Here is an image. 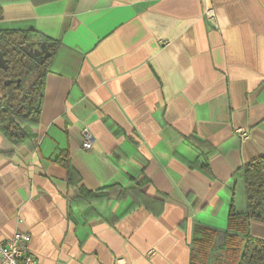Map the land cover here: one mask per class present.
Here are the masks:
<instances>
[{
	"label": "crops",
	"instance_id": "1",
	"mask_svg": "<svg viewBox=\"0 0 264 264\" xmlns=\"http://www.w3.org/2000/svg\"><path fill=\"white\" fill-rule=\"evenodd\" d=\"M0 29L49 53L33 138L0 132V239L28 232L40 264H189L196 229L224 228L231 201L245 211L264 0H0Z\"/></svg>",
	"mask_w": 264,
	"mask_h": 264
},
{
	"label": "trees",
	"instance_id": "2",
	"mask_svg": "<svg viewBox=\"0 0 264 264\" xmlns=\"http://www.w3.org/2000/svg\"><path fill=\"white\" fill-rule=\"evenodd\" d=\"M44 40L31 30L0 29V132L14 145L30 141L38 125L48 56L38 61L26 48ZM235 176L243 182L245 211L231 201L224 228L196 229L189 264H264V241L249 235L250 221L264 223V157L245 163Z\"/></svg>",
	"mask_w": 264,
	"mask_h": 264
},
{
	"label": "built area",
	"instance_id": "3",
	"mask_svg": "<svg viewBox=\"0 0 264 264\" xmlns=\"http://www.w3.org/2000/svg\"><path fill=\"white\" fill-rule=\"evenodd\" d=\"M203 15L207 20H212L214 11L210 6H205ZM82 138V147L91 148L93 136L87 128L82 130ZM30 239V234L25 231H16L11 237L0 239V264H40L29 250ZM117 264L125 263H119L117 260Z\"/></svg>",
	"mask_w": 264,
	"mask_h": 264
},
{
	"label": "water",
	"instance_id": "4",
	"mask_svg": "<svg viewBox=\"0 0 264 264\" xmlns=\"http://www.w3.org/2000/svg\"><path fill=\"white\" fill-rule=\"evenodd\" d=\"M46 57H47V55L40 56V57H38V61H43Z\"/></svg>",
	"mask_w": 264,
	"mask_h": 264
},
{
	"label": "rangeland",
	"instance_id": "5",
	"mask_svg": "<svg viewBox=\"0 0 264 264\" xmlns=\"http://www.w3.org/2000/svg\"><path fill=\"white\" fill-rule=\"evenodd\" d=\"M27 51L31 52L32 50H30V48H26ZM32 52H35V51H32ZM37 53V52H36ZM2 98V97H1Z\"/></svg>",
	"mask_w": 264,
	"mask_h": 264
}]
</instances>
